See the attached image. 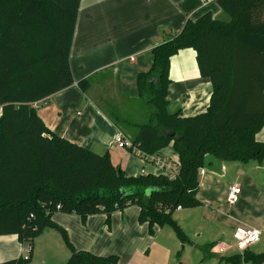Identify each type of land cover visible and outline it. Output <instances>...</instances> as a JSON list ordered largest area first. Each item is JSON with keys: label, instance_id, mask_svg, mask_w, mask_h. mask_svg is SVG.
Instances as JSON below:
<instances>
[{"label": "trees", "instance_id": "16d2710c", "mask_svg": "<svg viewBox=\"0 0 264 264\" xmlns=\"http://www.w3.org/2000/svg\"><path fill=\"white\" fill-rule=\"evenodd\" d=\"M80 1L0 0V234H17L28 246L26 255L0 264L29 263L35 239L47 228L58 230L70 245L65 264H118L116 254L71 246L67 230L53 220L57 211L77 213L84 223L103 213L109 222L114 211L137 204L139 221L152 232L154 225H170L185 243L189 237L173 213L203 204L196 193L205 155L242 163L264 160V142L256 139L264 125V0H216L229 20L206 12L188 19L179 34L164 33L151 67L138 74L151 119L129 122L135 127L130 135L148 153L173 141L181 162L174 178L128 175L108 151L95 152L56 135L37 114L35 102L75 82L70 51ZM185 48L196 50L200 74L213 83L207 109L191 116L167 109L170 59ZM89 84L87 78L78 81L84 90ZM114 119L120 126L127 123ZM243 252L223 259L264 262V252Z\"/></svg>", "mask_w": 264, "mask_h": 264}, {"label": "crops", "instance_id": "0c3cea01", "mask_svg": "<svg viewBox=\"0 0 264 264\" xmlns=\"http://www.w3.org/2000/svg\"><path fill=\"white\" fill-rule=\"evenodd\" d=\"M206 12L229 20L216 0H81L70 51L75 82L36 102L37 114L56 135L95 152L108 151L114 163L115 154L120 150L114 142L115 133L121 130L131 136L114 118L127 122L124 124L130 130L135 127L129 122L142 124L151 119V111L139 94L137 76L151 67L153 49L163 42L164 33L175 36L188 19L195 20ZM261 19L264 20V14ZM84 78L90 82L87 90L78 85ZM170 78L169 112L191 116L207 109L213 83L200 74L195 49H181L171 57ZM256 139L264 142V125L256 133ZM159 153L180 160L173 141ZM146 168L149 172L155 171L150 165ZM259 168L264 172V160L224 161L222 175L208 170L201 175L196 196L203 202L198 207H202L208 224L194 233L198 238L202 236L199 243L189 236L187 241L200 250L196 262L173 261L179 243L171 235H156L154 231H159L161 226L154 225L152 232L147 222L141 223L137 204L114 211L112 224L111 218L107 222L103 213L89 215L84 223L77 213L57 211L53 220L69 231L78 250L103 256L116 254L118 264H226L223 257L236 251L228 247L225 253H217L216 246H232L236 226L245 224L264 232V178L262 182L257 180ZM141 169L135 173L125 171L128 175H139ZM233 183L241 185V193L239 200L229 205L227 192ZM115 225L125 230L119 245L99 239L101 229L114 230ZM46 230L56 229L47 228L35 239L32 258L36 242L43 239ZM210 243H215L214 247L205 251ZM257 244L251 251L255 252ZM27 250L17 234H0V262L24 255ZM44 254H47L45 264H63L69 253H62L57 262H48V256L56 257L55 243L49 241Z\"/></svg>", "mask_w": 264, "mask_h": 264}, {"label": "rangeland", "instance_id": "374dc122", "mask_svg": "<svg viewBox=\"0 0 264 264\" xmlns=\"http://www.w3.org/2000/svg\"><path fill=\"white\" fill-rule=\"evenodd\" d=\"M123 127L125 128V130H128L131 135L134 134L135 129L130 130V127L126 126L125 124H123ZM113 161L116 165L120 164V166L124 170H126L128 173L130 172L135 173L137 171H140L141 166L143 164V161L139 156H137L136 154L132 153L130 150L125 149V148H120V150L117 151ZM235 174L236 173H233L232 176H235ZM132 206H135V205H132ZM173 217L177 220L181 231L187 234L190 238H193L194 240H196L197 243H199L198 241L202 240V236L198 238L197 235H194V233H199L205 224H208L205 216L203 215L202 207L176 209L173 213ZM111 224H112V217H111ZM115 227L116 228L114 230L113 229L109 230L107 228L101 229L99 236H98L99 239L105 242L113 243V244L118 243L119 245V243L121 242L120 239L123 237L125 230L119 228L116 225ZM158 230L159 231H154V233L156 232V235L159 234L160 237L163 236V234L166 235L167 237L171 235L173 236L175 241L179 243L178 251L174 255L173 261L175 262H178V261L196 262L197 261L200 250L198 248L193 247L190 242H186V243L181 242L178 236L177 230L174 227L168 225V226H164L160 228L158 227ZM67 234H68V239L70 241L71 246H73L76 250H78L75 247L69 235L68 230H67ZM43 236H44L42 237L43 239L37 240L36 245L34 247L33 258L27 264H45L43 261L46 259L47 254L46 255L44 254V250H45V246L47 245V242L49 241H53V243H55V253H56L55 256L56 257L55 259H53L48 256V262H57L59 258H62L61 256L62 253H65V255L69 253L66 256V258L63 260L64 261L63 264H65L67 259L71 255V249H70L71 247L69 244H67L62 233H60L58 230H55V231L46 230ZM25 245L28 248L27 244ZM62 251H65V252H62ZM262 252H264V232L261 235L260 242L256 245V248H255V253H262ZM108 254H111V253H108ZM24 255H26V253Z\"/></svg>", "mask_w": 264, "mask_h": 264}, {"label": "built area", "instance_id": "2783aa9c", "mask_svg": "<svg viewBox=\"0 0 264 264\" xmlns=\"http://www.w3.org/2000/svg\"><path fill=\"white\" fill-rule=\"evenodd\" d=\"M36 104V102L34 103ZM115 144L120 148H125L130 150L132 153L139 156L143 161V166L141 169V173L143 174H164L169 178L176 177L181 170V162L180 160L171 159L164 155H161L159 152L148 153L142 150L132 139L131 136L125 134L123 131L118 130L114 136ZM152 166L155 171L149 172L146 166ZM206 172V169L202 167L199 170V173L202 175ZM241 193V185L239 183H233L229 186L227 192V202L229 205L236 203L240 198ZM180 208V207H179ZM262 235V230L253 226L240 224L234 229V244L232 246H220L217 245L218 248L217 253H225L228 247L233 248L236 252H242L247 249L252 248L255 244H257ZM28 252V250H27Z\"/></svg>", "mask_w": 264, "mask_h": 264}, {"label": "water", "instance_id": "95a60500", "mask_svg": "<svg viewBox=\"0 0 264 264\" xmlns=\"http://www.w3.org/2000/svg\"><path fill=\"white\" fill-rule=\"evenodd\" d=\"M167 135L169 137H173L175 135L174 131H170L167 133ZM223 164H224V160L221 158H218L212 154H206L204 157V163H203V167L211 172H214L218 175H222L224 173L223 171ZM264 178V172L262 168L258 169V177L257 180L259 182H262Z\"/></svg>", "mask_w": 264, "mask_h": 264}]
</instances>
